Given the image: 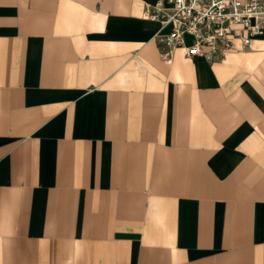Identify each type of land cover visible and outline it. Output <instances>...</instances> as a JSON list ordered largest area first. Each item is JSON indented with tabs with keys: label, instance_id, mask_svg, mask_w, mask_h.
Instances as JSON below:
<instances>
[{
	"label": "crops",
	"instance_id": "1",
	"mask_svg": "<svg viewBox=\"0 0 264 264\" xmlns=\"http://www.w3.org/2000/svg\"><path fill=\"white\" fill-rule=\"evenodd\" d=\"M163 0H0V264H264V31L162 60Z\"/></svg>",
	"mask_w": 264,
	"mask_h": 264
},
{
	"label": "built area",
	"instance_id": "2",
	"mask_svg": "<svg viewBox=\"0 0 264 264\" xmlns=\"http://www.w3.org/2000/svg\"><path fill=\"white\" fill-rule=\"evenodd\" d=\"M147 16L163 29L171 27L156 37L165 63L172 64L178 49L188 58L211 61L232 50V39L247 47L264 31V0H163Z\"/></svg>",
	"mask_w": 264,
	"mask_h": 264
},
{
	"label": "rangeland",
	"instance_id": "3",
	"mask_svg": "<svg viewBox=\"0 0 264 264\" xmlns=\"http://www.w3.org/2000/svg\"><path fill=\"white\" fill-rule=\"evenodd\" d=\"M189 40V39H188Z\"/></svg>",
	"mask_w": 264,
	"mask_h": 264
}]
</instances>
